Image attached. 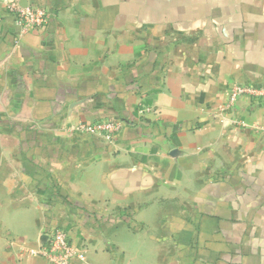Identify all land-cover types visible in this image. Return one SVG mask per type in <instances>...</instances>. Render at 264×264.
Here are the masks:
<instances>
[{
  "label": "crops",
  "instance_id": "crops-1",
  "mask_svg": "<svg viewBox=\"0 0 264 264\" xmlns=\"http://www.w3.org/2000/svg\"><path fill=\"white\" fill-rule=\"evenodd\" d=\"M3 1L0 264L56 226L72 264H264V102L220 110L264 85V0H16L51 14L20 40Z\"/></svg>",
  "mask_w": 264,
  "mask_h": 264
},
{
  "label": "built area",
  "instance_id": "built-area-1",
  "mask_svg": "<svg viewBox=\"0 0 264 264\" xmlns=\"http://www.w3.org/2000/svg\"><path fill=\"white\" fill-rule=\"evenodd\" d=\"M4 11L12 19L16 36L19 40L34 30H42L51 21V14L42 7H22L16 0H4ZM227 103L221 107V113L230 115L233 113L238 101L242 98H250L264 102V85L249 83H235L227 90ZM149 112L148 108L143 109ZM231 125H238L234 119L227 120ZM124 123L121 120H99L93 123L80 122L72 131L82 135L97 136L105 142H113L122 132ZM264 133V130H261ZM27 258H41L48 264H72L75 260L85 261L86 251L78 250L70 237L69 232L56 226L49 230L45 242L40 244L37 250H25Z\"/></svg>",
  "mask_w": 264,
  "mask_h": 264
}]
</instances>
